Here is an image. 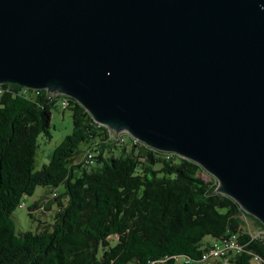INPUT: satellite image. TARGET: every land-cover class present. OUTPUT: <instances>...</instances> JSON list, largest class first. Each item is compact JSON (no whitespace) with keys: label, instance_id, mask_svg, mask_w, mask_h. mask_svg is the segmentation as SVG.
Here are the masks:
<instances>
[{"label":"water","instance_id":"water-1","mask_svg":"<svg viewBox=\"0 0 264 264\" xmlns=\"http://www.w3.org/2000/svg\"><path fill=\"white\" fill-rule=\"evenodd\" d=\"M201 166L264 227V0H0V85Z\"/></svg>","mask_w":264,"mask_h":264},{"label":"trees","instance_id":"trees-1","mask_svg":"<svg viewBox=\"0 0 264 264\" xmlns=\"http://www.w3.org/2000/svg\"><path fill=\"white\" fill-rule=\"evenodd\" d=\"M66 110L72 133L36 171L38 139L51 141L52 112ZM204 173L191 160L110 133L71 98L1 84L0 264H223L225 257L264 264V227ZM37 188L46 191L28 214L49 212L51 223L17 235L12 215ZM246 218L258 236L244 229ZM205 237L213 242L202 244ZM231 239L238 253L202 260Z\"/></svg>","mask_w":264,"mask_h":264},{"label":"rangeland","instance_id":"rangeland-1","mask_svg":"<svg viewBox=\"0 0 264 264\" xmlns=\"http://www.w3.org/2000/svg\"><path fill=\"white\" fill-rule=\"evenodd\" d=\"M72 133V120L69 110L64 112L53 111L51 117V141L47 142L42 137L38 139V149L35 154V170H40L43 165H47L50 160V155L53 150L64 140V138ZM125 134L120 133L117 136ZM206 172V171H205ZM211 176V175H210ZM205 181L209 180V174L206 172L202 175ZM212 177V176H211ZM46 189L37 188L34 195L30 198H26L24 201L25 207H19L12 215V219L15 226V233L18 235L23 232H35L38 229L40 222L51 223V213H41L39 210L32 212L29 216L27 206H31L34 202H38L44 195ZM57 194H62L63 189L58 188L55 191ZM55 208V205H54ZM55 210V209H54ZM44 219V220H43ZM244 229L252 236H258L260 233L259 228L255 223L249 219H244ZM210 237H205L202 244L212 243Z\"/></svg>","mask_w":264,"mask_h":264},{"label":"built area","instance_id":"built-area-1","mask_svg":"<svg viewBox=\"0 0 264 264\" xmlns=\"http://www.w3.org/2000/svg\"><path fill=\"white\" fill-rule=\"evenodd\" d=\"M67 106V103H64V106H62V109H65ZM240 250V246L237 244V242L234 239L224 241V245L221 247H214L205 252L202 256V260L206 263H210L211 260L214 259H220L224 256H226L229 252L230 253H238ZM226 258V257H225ZM223 259V264H230L227 259ZM257 259H255L256 261Z\"/></svg>","mask_w":264,"mask_h":264},{"label":"bare ground","instance_id":"bare-ground-1","mask_svg":"<svg viewBox=\"0 0 264 264\" xmlns=\"http://www.w3.org/2000/svg\"><path fill=\"white\" fill-rule=\"evenodd\" d=\"M64 106V105H63Z\"/></svg>","mask_w":264,"mask_h":264}]
</instances>
